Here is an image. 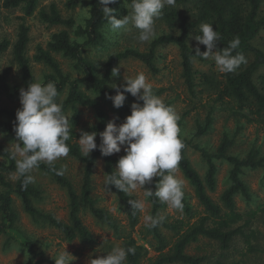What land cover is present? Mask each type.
<instances>
[{"label":"trees","instance_id":"16d2710c","mask_svg":"<svg viewBox=\"0 0 264 264\" xmlns=\"http://www.w3.org/2000/svg\"><path fill=\"white\" fill-rule=\"evenodd\" d=\"M41 1L43 0H0V8L20 9L23 19L37 12L43 24L67 29L54 33L45 48L38 46L32 58L28 56L29 31L24 24L18 27L14 43L11 44L7 40L0 42V55L11 50L12 64L17 70L13 75L9 69L4 71L0 69V98L19 102L20 89H26L30 83L39 82L34 77L32 62L48 69L49 72L44 74L40 83L54 82L59 93L57 102L62 103L65 114L69 111L72 113L69 120L71 137L67 141L70 149L68 157L83 165L81 186L77 189L65 173L56 175L46 163L41 162L36 171L48 176L57 186L64 189L69 201L66 222L56 219L50 213L42 212L33 205V201L41 198L40 191L33 183L28 184L26 188L22 186L23 178L17 179L14 176L16 166L15 161L10 158V150L0 145V237L5 239L4 247L14 245L21 249L28 258L26 264H55L53 258L48 257L43 251H38L34 242L16 227L18 213L14 206L15 200L19 201L23 212L34 223L46 224L56 229L68 242L78 240L91 245L95 241L90 231L83 225L80 216L82 210L87 211L96 221L112 229L121 247L135 248V254L128 255L125 264H203L205 258L187 253V249L192 244L202 239L215 243L222 253L230 250L237 239H243L250 246V239L254 236L251 225L259 214H264V201L254 208V199L245 181V174L246 171L264 172V153L259 148H251L243 156L231 155L229 151L235 145L237 134L230 137L226 132L223 133L215 150H209L195 143L196 139L203 138L210 132L214 120V105L209 107L203 121H196L195 128L189 136H183L184 120L178 121L179 138L185 145L181 150L178 170L191 186L193 197L202 211L194 210L184 195L183 219L176 220L174 224L163 221L157 227L149 228L157 242V246L153 249L157 256L152 258L148 256L147 249L138 245L132 236L133 229L139 221L140 211L131 209L128 200L135 198L109 186L108 191L121 203L127 217L129 227L125 229L118 225L109 213L97 207L91 194L92 175L97 162H102L105 175L115 170L119 158L102 157L98 150H93L88 157H85L76 141L79 139L76 129L79 125V109L83 108L92 111L96 118V125L91 131L97 134L103 132L107 125V113L102 101L111 102L106 99V94L109 96L116 94L110 87L112 69L121 61L134 60L156 74L158 72L155 65L156 51L159 47L167 45L176 47L179 52L180 76L189 97L200 100V95L208 93L213 104H219L234 117L243 116L244 112L259 118L264 116V75L256 80L257 73L264 68V51L253 45V41L264 30V0H175L174 5L178 7L193 3L194 10L191 9L183 16L175 9L164 10L161 18L169 23L170 32L156 37L143 52L127 48L109 54L103 73L99 72L93 60L85 56L87 49L102 47L106 42L105 29L108 26L97 0H66L64 6L69 11L75 10L84 3L87 5V16L80 25L72 18H63L54 4L49 5L47 9L38 10ZM130 2L131 0H117L108 7L115 10L114 16L119 12L126 15L130 11ZM202 23L212 24L213 30L219 33L217 50L226 48L229 41L238 36L240 44L233 51V55L242 53L247 59V64L241 65L234 73H222L220 77L195 69V62L191 59V55L195 54V48L190 45V39L192 35L200 34L199 26ZM68 30L73 31V37ZM200 49L205 50V47L202 46ZM56 55L71 63L72 71H64L56 60ZM202 60L197 58V61ZM124 95L126 96L124 105L118 109L121 117L131 114L130 106L133 103L142 102L137 100L128 102V93ZM19 108L20 103L15 109L0 110V116L3 117V120H0V128L12 137H15L13 126ZM187 114L185 113V116ZM95 141L99 146V135ZM190 150L198 153L205 164L206 170L203 176L192 165L188 156ZM217 163H225L229 166L228 184L219 195L218 202L212 198L217 188ZM54 167L57 170L62 168L56 164ZM158 180V177H154L152 182L146 185L147 189L151 188L155 191ZM147 199L151 205V215L159 216L164 210V203L155 197ZM237 200L244 201L248 210L241 212L237 207ZM193 219L194 222L190 223ZM160 227H165L174 233L175 241L171 245L166 241ZM250 248L253 252L264 253V248L255 249L252 245Z\"/></svg>","mask_w":264,"mask_h":264},{"label":"rangeland","instance_id":"374dc122","mask_svg":"<svg viewBox=\"0 0 264 264\" xmlns=\"http://www.w3.org/2000/svg\"><path fill=\"white\" fill-rule=\"evenodd\" d=\"M66 0H43L38 5V10L45 8L51 4L56 5L63 18H72L77 24H82L87 16V5L84 3L73 11H69L65 8ZM264 3V2H263ZM171 11L173 9L178 10L180 15H186L191 9L194 10L193 3L186 6H165L162 10ZM127 15V14H126ZM125 15L120 12L115 14V18L121 19ZM23 13L20 9L4 10L0 8V42L3 40L9 41L11 44L16 41L18 33V27L24 24L28 28V56L32 58L35 54L36 48L41 46L45 48L50 41L51 36L61 30H67L60 26H48L43 24L37 15V12L29 17L23 19ZM73 37L71 30H68ZM156 37L163 33L170 32V25L161 17L155 21ZM105 44L102 47L87 49L85 56L93 60L97 66L99 72L103 73L105 70V62L109 54H113L119 51H123L127 48L137 49L143 52L147 49L150 42L141 43L138 41V30L132 26L127 29H120L116 32L109 30V27L105 29ZM195 35H192L190 39V45L193 48L197 47V42L194 39ZM253 45L264 51V30H262L256 39L253 41ZM203 45H199L201 48ZM201 50L203 53L205 50ZM156 68L158 72L156 74L151 73L143 64L134 60H125L119 62L114 68L119 67V74L116 77H112V84L120 86L124 83V76H135L139 72H144L148 81L153 85V92L156 96L160 97L164 103H169L177 114L180 116V120H184L182 126L183 136H189L195 128L196 121H203L206 117L209 107L214 105V120L210 132L203 138L196 139L195 143L205 147L209 150H215L218 146L220 139L224 132L228 133L230 137L235 135V145L229 151L231 155L243 156L247 152L253 149L259 148L264 153V116L254 117L248 115L247 112L243 113V116L234 117L228 110L221 108L219 104H213L208 93L200 95V100H194L187 95L186 90L181 80V68L179 52L176 47L167 45L161 46L157 49ZM56 60L60 63L64 71L70 72L71 63L62 59L56 55ZM34 77L37 81L41 82L44 74L49 71L41 64H31ZM194 68L204 73H213L220 77V73L215 65V62L211 59L196 61ZM0 69L2 71L9 69L13 75L17 70L12 64L11 50L0 55ZM264 75V68L260 69L257 73L256 80L259 76ZM258 78V79H257ZM200 88H198L199 90ZM160 93L158 94V92ZM136 100L130 94H128L127 101L133 102ZM104 109L107 113V123L115 120L117 125L123 123L126 116H120L119 110L113 107V104L108 101H102ZM141 105L143 102L140 103ZM19 105L18 101H9L4 97L0 98V110L2 109H15ZM230 108V106H228ZM79 125L77 126V134L80 136V132L91 133V128L96 125V118L92 111L83 108L79 109ZM185 113H188L185 116ZM72 113L69 111L66 113L68 121L71 118ZM0 120L3 117L0 116ZM237 131V133H236ZM15 137L9 136L0 128V145L11 149V144L16 143ZM96 142V141H95ZM125 155L122 150L119 153H115L111 156L120 158ZM189 159L194 168L203 176L206 168L202 162L198 153L193 150L188 152ZM1 161V159H0ZM56 165L64 169L65 175L73 183L74 187L80 189L83 165L79 162L67 157L59 158ZM217 188L215 193L212 194L214 201L218 202L219 195L227 187V176L229 166L225 163H217ZM177 179L183 181V192L187 197L188 203L193 206L194 210L201 212L202 209L198 206L197 201L193 197V190L189 183L184 179L181 172L177 169L174 173ZM31 175L35 177L33 183L41 193L39 200L33 201V205L44 213L52 214L56 219L66 222L69 213V201L68 196L64 189L57 186L48 176L34 170ZM104 170L101 161H98L92 175V197L96 201L97 207L105 210L109 215L117 222L121 227L128 229V222L123 207L114 194L106 192L104 190ZM154 178V177H153ZM245 181L248 185L249 191L254 199V208L264 201V172L258 171H246ZM147 185V184H146ZM144 186L145 190L147 186ZM137 200H143L145 202V209L139 213V221L134 227L132 236L138 245L143 246L148 251L150 258L157 256L154 252V247L157 246L156 239L150 232V229L145 227L143 220L144 215H151V205L147 198L143 196L140 190H136L130 193ZM253 205V204H252ZM15 209L18 213V221L16 227L26 237L31 239L35 248L38 251H43L45 254L55 259V257L63 251L71 254L75 259L72 264H87V259L91 255L92 259L97 256H104L115 246H120V242L114 237L111 228L96 221L87 211L82 210L80 216L83 225L90 231L94 243L86 244L78 240L68 242L63 239L60 232L46 224L34 223L21 209V205L18 200H15ZM237 207L241 212L248 210L244 201L237 200ZM247 207V208H246ZM250 209V208H249ZM182 211L174 210L164 203V210L159 216H163L164 222L168 224H174L176 220L183 219ZM264 214H259L258 218H255L251 225V229L254 232V236L250 239V246L255 249L264 248ZM194 222V219L190 223ZM160 231L163 233L166 241L170 245L175 241L174 233L160 227ZM5 239L0 237V264H26L28 261L25 253L14 245L4 247ZM243 240L237 239L232 248L225 253L219 249V247L207 240H200L198 243L192 244L187 253L191 256L198 258H205L206 261L203 264H264V253L253 252V249ZM251 249V250H250Z\"/></svg>","mask_w":264,"mask_h":264},{"label":"clouds","instance_id":"9594fccd","mask_svg":"<svg viewBox=\"0 0 264 264\" xmlns=\"http://www.w3.org/2000/svg\"><path fill=\"white\" fill-rule=\"evenodd\" d=\"M100 4L104 19L109 30L116 32L132 26L138 30V41L150 42L156 36L155 21L162 16L165 6H173L175 0H131L130 11L121 19L115 18L114 9L108 5L117 0H97ZM199 35L194 37L197 47L191 55L193 62L197 58L211 59L220 73H234L241 65L247 64L242 53L233 55L239 47V37L229 41L228 46L217 50L219 33L213 30L210 23L199 26ZM199 45L205 47L201 53ZM119 67L113 68L112 77L119 74ZM115 90L114 96L106 94L116 109L124 105L126 96L130 94L143 104L133 103L131 114L125 117L123 123L117 125L115 120L109 121L103 132H80L76 140L81 153L88 157L93 150H98L102 157H108L122 150L125 155L119 158L115 170L104 176V190L108 192L113 186L118 192L130 194L140 190L145 198L155 197L161 203L178 211L183 210V181L177 179L175 172L181 160V150L185 147L179 138L180 116L172 106L153 92V85L148 81L144 72L135 76H124V83L120 86L110 85ZM59 93L54 82L46 84L30 83L27 88L19 91L20 108L16 111L13 131L17 142L11 144L10 158L15 161L17 179L23 178L22 186L35 182L31 173L46 163L56 175H63L64 169H55V162L67 157L70 151L67 141L71 137V128L62 103L57 102ZM100 138L99 146L95 140ZM158 177L155 191L144 189L146 184ZM131 209L143 211V200H128ZM163 216L146 214L143 217L145 227L155 228L164 221ZM135 254L134 247L115 246L104 256L87 259V264H125L128 255ZM75 259L71 254L61 251L54 259L55 264H72Z\"/></svg>","mask_w":264,"mask_h":264}]
</instances>
